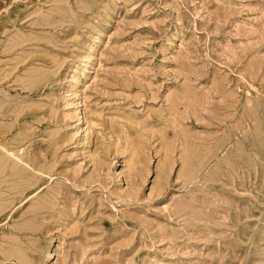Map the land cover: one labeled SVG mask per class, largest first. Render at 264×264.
<instances>
[{"label": "rangeland", "instance_id": "1", "mask_svg": "<svg viewBox=\"0 0 264 264\" xmlns=\"http://www.w3.org/2000/svg\"><path fill=\"white\" fill-rule=\"evenodd\" d=\"M0 264H264V0H0Z\"/></svg>", "mask_w": 264, "mask_h": 264}]
</instances>
